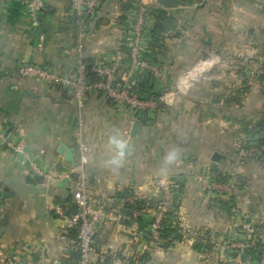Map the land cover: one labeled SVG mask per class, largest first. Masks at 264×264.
Wrapping results in <instances>:
<instances>
[{
  "label": "crops",
  "instance_id": "obj_1",
  "mask_svg": "<svg viewBox=\"0 0 264 264\" xmlns=\"http://www.w3.org/2000/svg\"><path fill=\"white\" fill-rule=\"evenodd\" d=\"M27 1L0 0V128L24 141L43 169L83 171L96 201L122 217L104 223L96 237L110 264L126 257L151 264H260L264 251L259 261L247 254L256 245L242 227L251 223L264 246V180L258 178L264 162H242L235 153L247 123L264 114V88L249 85L243 95L241 86L247 62L264 55L263 1L138 0L167 17L157 42L150 34L157 21L147 12L141 65L129 58L118 72L120 84L147 93L142 119L102 92L80 106L66 90L19 71L32 64L69 72L82 58L117 60L115 52L134 38L138 7L124 14L130 2L105 0L88 20L76 16L73 0H44L40 24L33 25ZM79 140L89 148L86 159ZM62 145L75 149L76 167L60 153ZM27 168L0 144V264H78L75 235L65 229L78 209L72 187H43ZM221 174L231 178L219 181ZM238 175L247 178L244 189L236 186ZM166 182L177 191L163 221L170 235L164 239L161 231L151 243L159 186ZM216 182L227 189H213ZM151 187L159 195L149 199L154 209L142 198ZM132 196L137 205L129 203Z\"/></svg>",
  "mask_w": 264,
  "mask_h": 264
},
{
  "label": "built area",
  "instance_id": "obj_2",
  "mask_svg": "<svg viewBox=\"0 0 264 264\" xmlns=\"http://www.w3.org/2000/svg\"><path fill=\"white\" fill-rule=\"evenodd\" d=\"M119 2L137 3L138 0H118ZM73 6L76 7V16L79 19L94 18L105 0H73ZM138 4V12L135 17L133 27L134 38L128 45V51L118 49L115 54L117 60L110 62L104 61L100 64L87 63L83 58L78 62L77 67L69 72H58L48 67L37 66L32 64H23L20 73L37 83L49 86L60 87L74 98V100L82 106L87 96L95 91L102 92L108 99L113 102L125 103L137 113V117L143 113L148 105V95L137 85L120 84L118 82V72L121 65L131 59L137 66L141 65L140 54L142 52V43L144 41V33L146 31V15L147 9L144 5ZM29 18L33 25H39L45 10L44 0H28L26 4ZM83 50V45L79 44V51ZM248 75L249 83L254 82L258 75L262 72V65L258 61H250ZM149 68L148 66H146ZM154 75L162 78V74L152 68ZM251 81V82H250ZM139 118V117H138ZM0 144L18 154L22 161L27 164L28 174L39 185L49 187L59 182H67L73 190L75 203L78 212L70 217L65 224L67 230H77L76 247L79 252L78 264H94L96 259L99 264H105L108 253L100 252L96 245V237L99 228L106 222L120 223L122 217L115 212L109 211L105 206L99 204L94 197V185L91 184L83 171L60 172L58 174L43 169L40 164L32 158L24 141H16L7 131L0 128ZM78 147L82 159H86L89 152L88 146L81 140L78 141ZM264 151V145L260 148ZM259 151L252 148L242 151V156H252ZM166 197L165 201L158 205L155 219L152 225L153 239H159L163 230L164 215L168 211L167 206L172 205L176 196V189L173 185L161 184ZM214 187V185H213ZM226 186H217V189H227ZM3 197L0 193V205ZM128 201L131 205H137L139 200L136 197H129ZM170 201V202H169ZM140 212L135 211L133 219H138ZM244 228L248 232V236L255 244V229L250 223H244ZM7 264H23L9 260ZM25 264V263H24ZM117 264H148L140 260V258L126 257L117 259ZM264 264V256L262 262Z\"/></svg>",
  "mask_w": 264,
  "mask_h": 264
},
{
  "label": "trees",
  "instance_id": "obj_3",
  "mask_svg": "<svg viewBox=\"0 0 264 264\" xmlns=\"http://www.w3.org/2000/svg\"><path fill=\"white\" fill-rule=\"evenodd\" d=\"M118 1V0H117ZM119 2V1H118ZM128 5V6H127ZM126 6H124L123 8V13H127L129 10H131L132 8H137L138 4H127ZM147 12L150 16H153L157 23L155 25V27L152 29L151 31V37L159 42L161 40L160 37L161 34H165V28L162 24V22L167 18L166 17V13L163 12L161 9H153L150 7H146ZM88 20H90L89 18H87ZM128 47L126 49V51H128ZM262 59H255L254 61H258L263 67H262V72L258 75V77L254 80V84H259L261 87H264V55L262 56ZM246 76L244 75V79L242 81V90L244 89L245 91L250 87L248 84V75L247 73ZM145 116L147 117L146 113H143V115H141V119L142 117L145 118ZM264 145V114H262L260 117H258V119H252L249 121V123H247V125L245 126L244 132H243V139L241 141H239L237 143V147H236V156L240 158V160L243 161H247V160H251V159H256L259 162H264V151H261L260 148ZM252 148H256L259 152L252 155V156H242L241 152L242 151H247L250 150ZM219 181H225L227 179H230V176H224V175H219L217 177ZM235 180L237 182L236 186L240 189H244L245 183L247 178L243 177V176H236ZM181 187H180V191H181ZM223 204V203H222ZM227 204V203H226ZM223 206V205H222ZM228 206V205H226ZM144 207L145 208H153L156 207V204H154V202H147L144 203ZM126 209H129V207L126 205L125 206ZM78 212V209L74 210V213L71 215V217L76 214ZM165 225V224H164ZM72 233L75 235V240L77 239V230L73 229ZM170 229H168V227H165L162 230V237L165 239L167 237H169L170 234ZM258 245V246H257ZM257 247H259V250L255 249ZM256 246H254L253 249H250L247 251V254H249L252 258H254L255 260L259 261L262 257L263 251H264V246L261 244V242L259 241V243L256 244ZM263 247V248H262ZM110 259H108L106 261L105 264H110ZM79 262V261H78Z\"/></svg>",
  "mask_w": 264,
  "mask_h": 264
},
{
  "label": "rangeland",
  "instance_id": "obj_4",
  "mask_svg": "<svg viewBox=\"0 0 264 264\" xmlns=\"http://www.w3.org/2000/svg\"><path fill=\"white\" fill-rule=\"evenodd\" d=\"M263 1V3H264V0H262ZM250 62V61H249ZM249 62H247V64H250ZM246 63V62H245ZM250 70L249 69H247V68H245V70H244V73H247V75H249L250 74V72H249ZM251 82V81H250ZM248 83H249V78H248ZM254 83L253 82H251V84H249L250 86L251 85H253ZM264 88V87H263ZM264 90V89H263ZM243 95H245L246 93H245V90L243 89ZM53 173H55V172H53ZM56 174H58V173H56ZM262 177H258V178H260V180L261 179H263L264 180V170H262ZM200 178L202 179L203 177L202 176H200ZM202 181V183L203 182H205V180L204 179H202L201 180ZM214 182V181H213ZM60 183V182H59ZM57 184V183H56ZM172 185L170 182H166V183H164V185ZM213 185H214V187H212L213 189H216L217 190V186H219V184L216 182V183H213ZM160 189V188H159ZM161 190V196H160V198H159V200H157L159 203L158 204H161L163 201H165L166 199V197H164L165 196V193H164V191H163V189H160ZM145 193H147V194H145ZM145 193H143V195H142V198L143 197H146L145 199H146V203L147 202H150V200L151 199H157V196H159L158 195V192H156V189L154 188V187H151V188H149L148 189V192H145ZM152 197V198H151ZM151 198V199H150ZM150 199V200H149ZM153 200V201H154ZM156 202V201H155ZM170 202V201H169ZM143 205H144V203H143ZM143 209H144V207H143ZM152 209H154V208H152ZM167 209H168V211L170 210V205H168L167 206ZM168 213V212H167ZM251 224V223H250ZM252 225V224H251ZM242 229L245 231V234H246V236L248 237V239L250 240V238H249V236H248V232L246 231V229L244 228V226L242 227ZM154 236L153 235H151V243H154ZM258 242H256L254 245H256ZM152 253V252H151ZM148 264H151V263H148Z\"/></svg>",
  "mask_w": 264,
  "mask_h": 264
},
{
  "label": "water",
  "instance_id": "obj_5",
  "mask_svg": "<svg viewBox=\"0 0 264 264\" xmlns=\"http://www.w3.org/2000/svg\"><path fill=\"white\" fill-rule=\"evenodd\" d=\"M210 43V41H208ZM138 129V124H134L132 127V136L136 134V131ZM60 153L64 156L65 160L69 163H71L74 167H76V153L75 149L73 147H68L66 145H62L59 149Z\"/></svg>",
  "mask_w": 264,
  "mask_h": 264
}]
</instances>
